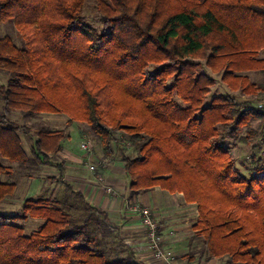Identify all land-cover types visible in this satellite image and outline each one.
Here are the masks:
<instances>
[{
  "label": "trees",
  "instance_id": "16d2710c",
  "mask_svg": "<svg viewBox=\"0 0 264 264\" xmlns=\"http://www.w3.org/2000/svg\"><path fill=\"white\" fill-rule=\"evenodd\" d=\"M84 2L0 0V23L12 24L20 41L0 38V74H8L0 85V202L16 186L2 181L11 173L3 160L54 165L48 155L66 137L40 129L28 156L18 135L24 127L10 119L12 111L63 114L88 127L83 134L104 157L118 154L131 195L159 187L194 204L193 229L209 257L264 264L263 165L253 155L257 167L243 176L229 147L217 141L225 129L237 134L247 118L264 120V111L230 95L205 105L214 81L191 61L209 51L206 67L223 71L231 90L254 95L241 72L261 68L251 55L264 48V37L245 32L264 24V0H98L100 33L85 22ZM162 62L168 63L150 71ZM118 132L135 156L124 154ZM62 187L81 202L86 219L46 200H24L20 215L0 214V264H135L106 259L105 238L116 227L80 192ZM29 218L43 223L25 235Z\"/></svg>",
  "mask_w": 264,
  "mask_h": 264
},
{
  "label": "crops",
  "instance_id": "0c3cea01",
  "mask_svg": "<svg viewBox=\"0 0 264 264\" xmlns=\"http://www.w3.org/2000/svg\"><path fill=\"white\" fill-rule=\"evenodd\" d=\"M256 25L253 30H247L245 35L250 37L262 35L264 37V24L261 23L260 25L257 23ZM242 34L244 35V31ZM251 56L253 60L259 63L261 68L243 71L241 75L245 76L249 83L253 85L256 91L254 95H246L240 90H231L225 83H221L224 84L225 95H230L239 102H248V107L254 108L256 102L264 98V48L257 50ZM57 115L59 114H51V116ZM56 120V118H50L49 123L46 122L47 127H40L33 132V138H28L30 145L37 139L38 130L48 129L49 131H56L53 123ZM41 121L38 118V122ZM254 122L258 123L255 130L251 131V138L242 140V143L250 148L253 155L254 152L258 153V155L259 153L264 154V120L261 123V118H256L250 123L253 124ZM65 123V127L68 128L72 125L67 119ZM50 124H52L51 127L49 126ZM65 139L62 140L61 149L56 154L48 155L60 167L57 173L58 177H60V180H58L60 182L57 183V187H62V183L69 184L74 192H80L83 195L88 204L105 213L108 221L116 227L115 232L119 233L121 238L118 248L113 249L111 247L109 253L112 251L117 259L128 257L135 264H162L155 261L152 257L146 242L145 229L140 215L131 211L128 207L129 204L136 203L151 210L162 235L163 246L173 253L175 264L224 263L223 259L209 257L203 252L201 238L199 235L194 234L196 231L193 229V225L197 221V211L193 205L185 203L182 194H170L159 187H155L148 191L131 195L128 188L129 180L124 170V162L117 153L110 158L104 157L101 150L96 146L95 148L93 147L95 149L93 154L89 155V161L90 165H97L103 162V167H97L96 171L97 174L103 177L104 184L114 189V193L108 194L103 190L102 183L96 180L95 174L82 172L79 166L80 157L75 152L73 153L69 139L66 140V143ZM258 155H254L256 159H260ZM261 156L264 157V155ZM253 161L251 162L253 163ZM41 166L57 169L54 165ZM47 178L51 180L50 176ZM29 191L30 189L27 192ZM32 191L33 194L38 196L46 193L55 197L59 193L58 190L52 188H33ZM62 191H65L63 187Z\"/></svg>",
  "mask_w": 264,
  "mask_h": 264
},
{
  "label": "rangeland",
  "instance_id": "374dc122",
  "mask_svg": "<svg viewBox=\"0 0 264 264\" xmlns=\"http://www.w3.org/2000/svg\"><path fill=\"white\" fill-rule=\"evenodd\" d=\"M97 1L98 0H85L83 15L85 17V22L90 24L92 27H94L97 30L98 33H100L104 30V28L102 22L100 21L96 13ZM6 35L11 36L15 44L19 46L20 41L14 36L12 24L0 23V38ZM209 53L210 52L206 50L203 54L191 60L201 64L202 66L201 68L199 67L198 70L204 72L206 77L212 78V80L214 81V83L208 87V93L205 95L203 99L205 105H208L211 102L212 98L214 97L225 96L224 84L221 83L222 82L221 74H223V71L220 70V72L217 73L215 71H211L208 67L205 66V60ZM202 55L204 56L202 57ZM166 63L168 62H162L159 64L151 63V65H149V69L150 71L153 72L157 67L165 65ZM7 79H8V74L6 72L0 74V85L6 84ZM175 100L177 101L176 98ZM242 109L243 108L240 107V110ZM1 111H2V102L0 100V112ZM12 112L13 113L11 114L10 119L15 123H17V125L24 127L22 130L18 131V135L20 136L21 139V145L28 156L30 155V146H31L30 141H28V138L32 139L33 138L32 133L35 132L38 128L47 127L46 122H48L50 118L51 119L56 118L57 120L53 122L54 126L56 130L63 129V131L66 132L65 143L66 140L69 139L70 147L73 153L75 152V154L80 157V162H79L80 169L85 174L90 173L88 169L89 165L91 164L89 161V155L91 153L93 154V151L95 150L94 148L96 147V143L93 140L92 136L83 134V133H89L87 126L81 123L73 122L69 128L65 127L67 116L63 114H59L57 116H51V114L49 113L48 114L41 113L37 115L24 113L23 116L20 110H13ZM38 118L41 119L42 121L38 122ZM246 120H247L246 124H242V126L238 127L239 131L237 134H231L229 129H225L224 133H221L220 136L217 138V141L218 143H221L224 146L229 147L230 157L234 159L236 168L243 176L248 177L250 174L254 172V168L257 167V162H255V164L251 162L252 161L251 155H253V152L250 151V148L248 146L243 145L242 140H245L247 137L251 136L250 132L253 129L255 130L258 122H254L253 124L250 123L253 120H256V118L254 117L247 118ZM262 121L263 120H261V123ZM218 125L219 124H217V126ZM227 125L229 126L230 122ZM49 126L51 127L52 124H50ZM230 127H234V126L231 124ZM76 130L81 133L77 132ZM117 136L119 138L124 139L125 141L127 140L126 137L123 136V133L121 132H118ZM83 144H86L88 148L83 149L81 147V145ZM120 146L123 149L124 154L129 157H133L137 154L135 151L132 150L131 146L127 143V141L121 142ZM254 155L256 156L258 155V153L254 152ZM261 155L264 154L259 153L258 155L261 159L260 162L263 165L262 167L264 168V157H262ZM50 161L52 162V164H54L55 167L56 165H58L57 163H55L53 158H50ZM2 164H4L7 167H10L11 169V173L9 174L10 176L6 174L1 176L2 181H6V180L14 181L16 183V186L13 194L6 196L0 202V214L18 216L22 213L24 200L28 198H33V199L46 200V202L55 204L57 206H61L64 210L76 216H79V219L80 218L86 219L84 216L85 213H83L84 207L81 204V202H79L78 199L71 197L65 191H62V187H57V183L60 182L58 181L60 180V177H58L57 175L58 173L57 169L55 170V169H51L50 167L41 166L34 160H31V162L25 165H17V163H10L7 160H3ZM28 173L29 176L26 177L25 175H27ZM49 176L51 177V180L47 178ZM33 188H42V189L52 188L58 190L59 193H57L55 197H52L51 194L49 195L46 193H45L46 196L43 194L38 196L37 194L32 193ZM28 189H30L29 192H27ZM189 205H193L196 209V206L194 204H189ZM91 218H94V214H92ZM42 223L43 221L40 219L29 218L23 228L24 234L25 235L30 234L31 230L37 229ZM91 226L94 225L91 224ZM93 230L96 231V228L94 227ZM194 234L200 236L199 232H194ZM120 240H121L120 235L119 233L115 232V229L112 230V233L110 232V234L106 236L105 241L108 242L106 259L108 261H112V262L118 261L116 256L112 253V251L109 253V249L111 247L113 249L118 248V246L120 245L119 244ZM120 259H127V258L121 257Z\"/></svg>",
  "mask_w": 264,
  "mask_h": 264
},
{
  "label": "built area",
  "instance_id": "2783aa9c",
  "mask_svg": "<svg viewBox=\"0 0 264 264\" xmlns=\"http://www.w3.org/2000/svg\"><path fill=\"white\" fill-rule=\"evenodd\" d=\"M255 108L259 109L260 111H264V98L256 102ZM81 147L83 149L88 148L86 144L81 145ZM97 167H103V162L98 163L97 165H89L88 169L92 174L96 175V180L99 183H102V188L106 193H114V189L104 184L103 177L100 174H97ZM128 207L131 209V211L138 213L141 217V222L145 229L146 242L153 259L162 264H175V256L171 251L165 249L163 246V238L160 233L158 224L154 220L151 210L136 203L129 204Z\"/></svg>",
  "mask_w": 264,
  "mask_h": 264
}]
</instances>
